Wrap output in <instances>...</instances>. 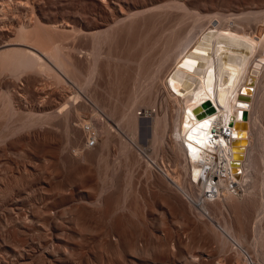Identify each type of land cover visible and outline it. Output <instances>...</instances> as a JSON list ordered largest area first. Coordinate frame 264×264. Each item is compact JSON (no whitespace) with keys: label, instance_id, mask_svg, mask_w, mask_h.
<instances>
[{"label":"rangeland","instance_id":"obj_1","mask_svg":"<svg viewBox=\"0 0 264 264\" xmlns=\"http://www.w3.org/2000/svg\"><path fill=\"white\" fill-rule=\"evenodd\" d=\"M261 18L264 0H0V51L37 25L64 59L0 54V264H264V166L254 200L203 209L171 135L170 82L218 24Z\"/></svg>","mask_w":264,"mask_h":264},{"label":"bare ground","instance_id":"obj_2","mask_svg":"<svg viewBox=\"0 0 264 264\" xmlns=\"http://www.w3.org/2000/svg\"><path fill=\"white\" fill-rule=\"evenodd\" d=\"M210 24L212 25V23ZM214 25L215 23L213 21V26ZM218 25L217 27H214L213 30H211V33L209 32V35L207 32L210 31V27H208L207 32L205 31L209 37L207 44L205 43L207 48L204 50L205 53L203 52L204 55L202 54L203 56L201 55L202 57L200 56L199 60L197 59V62H195V60L194 63H189L185 67L182 65L184 68L183 76L178 78L176 77V79H174V76H176L174 75V80L169 77L171 87L173 86V89L177 91V97L174 95L176 97H174L175 101H171L173 103L176 102V109H173L176 110V112L173 113L172 109L170 111V107H168L169 110H167V112H172L174 116V118L171 117L173 119V121H171L173 123V126H171V135L173 134V137L176 140V142L173 140L175 144L178 143L177 145H179V150L181 151V155L185 161V167H183L187 172L189 171L188 173H191V177H193L191 179H194L196 184L199 186L198 189L200 192L196 194L200 200L199 203L202 204L201 206L203 209H205L203 205L205 203L215 201L216 199L227 200V198L233 196L238 197L240 194L242 195V193H244L245 196H251L254 194L252 195L254 200V196H256L255 188L259 183V178L256 177V174L259 170L263 169L262 166H264V143H259L256 139V137H258V125L259 122L262 121H259L260 116H257L258 112L256 113V103L258 100L257 96L260 94L259 86L260 82H262L261 77L264 78L262 76L264 74V18L260 21L258 20L256 24L254 23V28L252 31L238 28L236 26L232 27L233 25ZM205 32H203V34ZM45 34V31L43 32L42 30H39V26L36 25L31 27V29L24 32L23 37L21 36V38L19 37L20 39L18 38V40L25 42L21 41L10 43L22 45L21 47H12L9 50H2L0 51V54L2 56L11 58V53L13 57L11 60L18 57L21 63L27 62L30 65L32 64V67L34 65H37L39 68H45L48 66L51 67V64L45 61L42 55H40V57L36 54V50H38L42 54L45 53L46 55L47 53L48 55H51L50 57H52V59H54L56 62V68L57 66L63 67L62 61L64 59L61 61L57 52L59 47L57 49V45H54V43L51 41L53 36L48 34L51 37V39H49V37H45ZM205 44L203 45L205 46ZM201 50H199V53H201ZM14 52L15 54H13ZM183 56L184 55L181 57ZM13 62H17V60H14ZM176 63L177 62H175V65ZM176 67H181V65H177ZM53 68L55 69V66ZM171 70L168 74H173L172 71H175V69L172 71ZM188 81L190 84H192V86L190 85L185 89L184 86L188 83ZM243 85H248L250 87L249 90L245 92V95L247 96L243 98L237 97ZM261 89H263V87ZM263 97L264 96L261 98L262 100H264ZM172 106H174V104H172ZM208 106H212L213 109L209 112H204L203 114L196 116L199 111L205 109ZM196 108L197 110L194 111ZM238 111L243 112V114L240 115V118L242 121H244V132L242 135L244 140L241 142L240 147L232 148L230 142L231 140L229 136L224 133L223 128L225 131L230 128L227 125V121L232 114L237 115L239 113ZM167 117L168 116H166V119L168 120ZM166 119L164 117L165 121ZM164 124L168 125V121ZM169 124L171 123L169 122ZM157 125L155 127H157ZM263 129L264 128H262V130ZM166 174L167 178L174 181L173 175L170 176L168 173ZM256 178H258V180ZM248 199H250V197H248ZM256 201L257 200H255V202ZM237 202L240 201L238 200ZM242 202H240V205ZM251 203L253 204L252 200ZM262 205L264 204L262 203ZM254 206H256V204L253 205V207ZM248 208L249 207L246 209L248 210ZM237 211H241V209H237ZM231 229H228L230 233H232V231H230ZM232 235L235 236L236 234L234 233ZM239 240L240 239L238 238V241Z\"/></svg>","mask_w":264,"mask_h":264},{"label":"water","instance_id":"obj_3","mask_svg":"<svg viewBox=\"0 0 264 264\" xmlns=\"http://www.w3.org/2000/svg\"><path fill=\"white\" fill-rule=\"evenodd\" d=\"M249 86L248 85H243L241 87V90L240 92L238 93L237 97H240V98H243V97H246L247 95H245V92H247L249 90ZM213 109L212 106H208L206 107L205 109L199 111V113L196 114V116H199L201 114H203L204 112H209ZM196 109H194V111H196ZM239 113L236 115V114H232L230 116V118L228 119L227 121V125L228 128L226 131L225 129L223 128V131L224 133H226L229 138H230V142H231V147L234 148V147H240L241 146V142L244 140V138L242 137L243 135V126H244V121L241 120L240 118V115L243 114V112L241 111H238Z\"/></svg>","mask_w":264,"mask_h":264},{"label":"built area","instance_id":"obj_4","mask_svg":"<svg viewBox=\"0 0 264 264\" xmlns=\"http://www.w3.org/2000/svg\"><path fill=\"white\" fill-rule=\"evenodd\" d=\"M84 128H85V131L87 132V135H86V144L91 146L96 141L95 129L90 124H86Z\"/></svg>","mask_w":264,"mask_h":264}]
</instances>
